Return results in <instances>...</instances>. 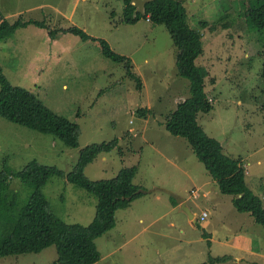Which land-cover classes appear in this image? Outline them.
<instances>
[{
  "label": "rangeland",
  "instance_id": "obj_1",
  "mask_svg": "<svg viewBox=\"0 0 264 264\" xmlns=\"http://www.w3.org/2000/svg\"><path fill=\"white\" fill-rule=\"evenodd\" d=\"M149 1L133 0V4L145 12ZM182 1L188 25L204 35L205 51L197 66L209 74L206 91L214 110L200 115V125L227 157L242 162L247 186L264 205V31L252 32L246 25L245 12L253 0ZM124 7L123 0H0V24L22 18L48 26L31 25L0 43L4 75L81 128L79 147L73 150L51 135L0 117V173L7 168L15 176L34 161L57 168L65 177L51 178L43 189L51 212L68 224L87 226L95 217L97 200L68 183L66 176L82 150L118 139L119 148L87 166L85 178L108 181L124 169L138 168L135 185L143 192H154L137 199L128 211L117 213L116 228L96 240L102 255L97 264H170L174 256L180 262L188 258L183 264H206L210 252L222 254V246L214 244L210 251V241L204 236L211 232L209 225L218 230L225 221L232 234H248L264 254V228L250 213L234 208L233 198L220 192L190 143L165 128L178 105L192 97L191 83L178 76V48L168 29L150 19L124 24ZM72 27L107 41L115 54L131 59L142 88L128 76L126 66L105 59L98 42L60 32ZM50 30L59 31L54 40L48 35ZM141 109L148 110L146 117L139 113ZM10 179V190L20 197V210L34 191L21 180ZM163 190L184 198L199 220L193 224L190 216L176 211L155 230L165 228L164 222L172 218L179 219L187 237L195 240L193 248L178 240L170 246L147 230L148 223L174 198ZM206 209L209 217L201 222ZM123 215L127 219L122 220ZM8 234L9 228L0 226V243ZM158 254L164 257L160 260ZM57 259L52 246L38 254L0 258V264H54ZM242 264H264V259L249 257Z\"/></svg>",
  "mask_w": 264,
  "mask_h": 264
},
{
  "label": "trees",
  "instance_id": "obj_2",
  "mask_svg": "<svg viewBox=\"0 0 264 264\" xmlns=\"http://www.w3.org/2000/svg\"><path fill=\"white\" fill-rule=\"evenodd\" d=\"M122 23L135 25L143 19H150L155 25H164L178 48L176 67L178 76L191 83L192 97L167 118L165 128L172 136L184 138L190 143L199 161L205 166L223 195L231 196L234 208L239 213H250L264 228L263 201L247 186L246 169L240 160L227 157L222 146L200 125L201 114H210L214 104L207 93L209 74L197 66L204 55V35L188 25L187 9L182 0H151L144 4L145 12L137 10L133 0H123ZM1 16V14H0ZM246 25L252 32L264 31V0H253L245 12ZM208 27L206 22H203ZM35 25L47 29L45 22L24 21L16 23L3 21L0 24V43L13 38L20 29ZM215 25L211 29H215ZM73 34L83 41L98 42L105 59L126 66L128 76L142 88V80L134 73L131 59L114 53L107 41L89 36L85 31L72 27L61 30ZM59 31L50 30L48 35L55 39ZM264 80V65L261 74ZM264 112V105L262 106ZM146 117L147 109L139 110ZM0 117L44 135L60 140L65 147L77 149L81 128L77 123L56 114L30 90L16 86L4 75L0 63ZM120 141L92 145L82 150L73 171L66 176L67 182L86 191L97 200L93 221L83 226L68 224L58 219L50 210L43 189L53 177L64 178V174L54 167H45L31 162L21 173L14 176L5 168L0 173V226L8 227L6 240L0 243V258L38 254L55 246L58 259L54 264H97L102 259L96 240L112 232L117 226V213L128 209L145 194L135 185L138 168L122 170L118 176L108 181L93 182L84 176L87 166L99 156L112 154L119 148ZM21 180L33 188V195L25 207L19 208V194L10 190L9 179ZM12 180V179H10ZM145 191V190H143ZM177 204V201L172 198ZM229 258H210L206 264L225 263Z\"/></svg>",
  "mask_w": 264,
  "mask_h": 264
},
{
  "label": "crops",
  "instance_id": "obj_3",
  "mask_svg": "<svg viewBox=\"0 0 264 264\" xmlns=\"http://www.w3.org/2000/svg\"><path fill=\"white\" fill-rule=\"evenodd\" d=\"M156 199L161 200V197L156 196ZM186 203H187V207L190 208V205H188L187 201ZM130 208H132V206ZM130 208L120 210L118 211V213L120 214L121 212L128 211ZM176 211L183 212L180 209V205L178 203L175 204L171 200L170 204L165 205L164 211H162V213L157 218H153L148 223L146 228L147 230H152V232L155 235H158L160 238H163L165 241H167L170 244V246H172L171 243L173 241L178 240L180 245L185 244L186 247L193 248L195 245V240L187 237L186 228L184 227V225H182V222L179 219L173 220L172 218L171 220L164 222L166 226L165 228L158 230V232L157 230H155L156 227L159 225V223H161L166 217H168L169 215H172ZM204 212H208V209L204 210ZM192 214H194V216L193 218H190V219L192 223L194 224L199 219L196 213L192 212ZM117 217H118V214H117ZM126 217L127 216L123 215L122 220ZM131 221L132 219L131 217H129L128 222L131 223ZM209 227H211V232H209L208 234L206 233V236H204V238L207 237L210 241L208 242L210 251L214 249L213 248L214 244H219L222 246V250L220 251L222 252V254L214 255L213 252H210L211 258L213 259L224 258V257L229 258L225 263H221V264H230V263L242 264L243 262H246V260L249 257H252L253 259H264V254L260 252L259 248L256 246V244L253 242V240L250 238L248 234H245L243 232H239L238 234H232L231 230L228 229L229 221H225L222 224V226L219 227L218 230H214L212 225H209ZM221 230L223 234H220ZM166 232H169L171 235L165 234ZM136 239L137 238L135 237L130 239L129 243L134 242ZM172 253L175 254L174 252ZM158 256H160V260L164 257V256H161V254H158ZM186 260H188V258L182 259L180 262V259L177 258V256H174V258H172V263L170 262V264H183Z\"/></svg>",
  "mask_w": 264,
  "mask_h": 264
},
{
  "label": "water",
  "instance_id": "obj_4",
  "mask_svg": "<svg viewBox=\"0 0 264 264\" xmlns=\"http://www.w3.org/2000/svg\"><path fill=\"white\" fill-rule=\"evenodd\" d=\"M163 191H166V190H163ZM151 192H154V191H146V192H140V194L142 193V194H148V193H151ZM166 192H168V191H166ZM170 195H172L175 199H176V201H177V203L180 205V209L185 213V214H187L188 216H190V218H193V216H194V214H192V212H191V210H190V208H188L187 207V203H186V201H185V199L184 198H181V197H179V196H175L174 194H172V193H170V192H168Z\"/></svg>",
  "mask_w": 264,
  "mask_h": 264
},
{
  "label": "built area",
  "instance_id": "obj_5",
  "mask_svg": "<svg viewBox=\"0 0 264 264\" xmlns=\"http://www.w3.org/2000/svg\"><path fill=\"white\" fill-rule=\"evenodd\" d=\"M208 217H209V214H208V212H204L203 214H202V216H201V222H205V221H207V219H208Z\"/></svg>",
  "mask_w": 264,
  "mask_h": 264
}]
</instances>
